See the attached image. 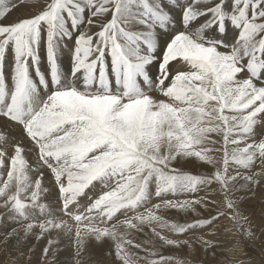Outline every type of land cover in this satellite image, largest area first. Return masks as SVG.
Returning a JSON list of instances; mask_svg holds the SVG:
<instances>
[{
	"label": "snow or ice",
	"instance_id": "snow-or-ice-1",
	"mask_svg": "<svg viewBox=\"0 0 264 264\" xmlns=\"http://www.w3.org/2000/svg\"><path fill=\"white\" fill-rule=\"evenodd\" d=\"M18 5L0 0V220L21 227L0 244L46 240L37 264L61 235L74 264L91 240L112 264H191L168 250L217 247L224 219L256 238L234 193L264 176V0Z\"/></svg>",
	"mask_w": 264,
	"mask_h": 264
},
{
	"label": "rangeland",
	"instance_id": "rangeland-1",
	"mask_svg": "<svg viewBox=\"0 0 264 264\" xmlns=\"http://www.w3.org/2000/svg\"><path fill=\"white\" fill-rule=\"evenodd\" d=\"M42 2H43V0H19V5L16 8V10L12 13L11 18L16 19L18 17L19 18L28 17L29 15H31L35 11V8L37 6H39V4ZM257 138L258 139L264 138V129L257 127ZM215 155L217 157H219L222 155V153H215ZM181 166H182L183 170L188 171L192 174H206V173L213 171L211 166H209L207 164H203V163L196 161L194 159L190 161L189 165H185L182 162ZM241 171H243V170H241ZM252 171L253 172H260L261 171V167L259 165V162H257V166ZM245 174H249V173H245ZM260 181H261V183L264 182V176L260 177ZM244 183L245 182L243 180L239 181V184H244ZM261 183L259 186L249 185L247 189H240L234 193V197L238 198L240 201V207L244 210L245 215H247L249 217L250 223L253 226V231L255 232V235H256L255 239L245 238L244 236H242L237 231L236 227L229 220L224 219L221 221V223L223 225H225L226 227L230 228L231 231H228V232L222 231L220 233H217L216 235H204V239H206L208 241H212L213 243H215L217 245V247H210V248H207V250H205L204 247H202L200 245H196L193 251L189 252V250L187 249L188 253H184V255H182L181 253H180L181 255L176 254L175 249H169L168 254L176 256L178 258H185V259L191 261V264H264V189H263L264 184L261 185ZM262 189H263V191H261ZM214 190H215V194L211 195L209 198L219 202L221 200L222 196L218 191V185L213 184V185H211V188L208 189L209 192H212ZM199 195L203 196L204 191H201L199 193ZM55 196H56V194L53 193L49 197V200H55ZM184 198H186V197H184V196L179 197V199H184ZM2 211H3V209H2ZM2 211H0V214L3 213ZM171 215L174 216L175 213L173 212ZM203 215L207 216L208 213L205 211V212H203ZM13 227L19 229L21 227V225L13 222L11 220H8L6 216L3 220H0V238L2 239L3 236L8 231H11V229ZM205 231L207 232L208 230H205ZM21 235H23V233H21ZM199 235H201V233L197 232V233L190 235L188 238L189 239H195ZM30 237L31 236H29L27 238V240H22L21 243L19 244V246H17V242L15 241V239H13L9 242V243H11V242L15 241L14 243L8 244L7 248H5L4 245L0 244V249L2 248L1 250H4V253L6 252L5 253L6 255L10 251L11 257L18 260L19 264H24L26 262L27 253H28L29 249H33L34 250V253H33V261L34 262H32V264H37V261L40 257L39 255L41 254V250L46 245V240H43V239L42 240H36L34 236H32L31 238ZM53 238L56 240L59 238L57 240L58 241L57 246H54V249H56L54 251V258H55L56 264H60V263L66 264L68 261H71L74 264L75 260H73V259H75L76 257L74 254L75 248H74V246L72 247V245H74L73 240L69 239V237L66 235H61L59 237L55 236ZM31 239H32V241H31ZM143 239H144L143 234H136L134 237V240L136 243H140ZM28 240H29V242H28ZM67 240H69V241H67ZM58 244H60V246ZM13 245H14V248H13ZM37 245H40V246H37ZM10 246H12V247H10ZM234 246H236L235 250H232L234 248ZM60 247L61 248L63 247L64 249L63 248L61 249ZM89 247H90V250L88 249L89 253L88 254L86 253L87 254L86 257L88 255H90L91 259L88 260L87 264H112L113 258H112V256L107 255V252H108L107 247H102L101 245L97 244L95 242V240H91L89 242ZM11 249H12V251H11ZM94 249H95V251H93ZM97 249L98 250L102 249L103 251H100V250L98 251ZM57 250H59V251H57ZM62 251L65 253H63ZM133 251H135V249H133ZM15 252H16V254H15ZM21 252H23V253H21ZM71 254H72V256H71ZM6 255H5V258H6V260L9 261L10 258L8 257V255L7 256ZM24 256H26V257H24ZM57 256H58V258H57ZM52 258H53V256L51 255L50 259H52ZM70 258H72V259H70ZM71 262H70V264H72Z\"/></svg>",
	"mask_w": 264,
	"mask_h": 264
},
{
	"label": "bare ground",
	"instance_id": "bare-ground-1",
	"mask_svg": "<svg viewBox=\"0 0 264 264\" xmlns=\"http://www.w3.org/2000/svg\"><path fill=\"white\" fill-rule=\"evenodd\" d=\"M36 4H37V3H36ZM154 94H155V93H153V95H154ZM218 155H219V154H218ZM190 161H191V160H189V161H185V162H183V163H184L185 165H189V164H190ZM262 184H264V182H262L261 185H262ZM263 189H264V186H263ZM263 189H262L261 191H263ZM260 193H261V192H260ZM258 194H259V193H258ZM241 197H242V196H241ZM254 201H255V200H254ZM0 211H2V209H0ZM2 212H3V211H2ZM4 221H5V220H4ZM4 225H5V224H4ZM6 226H7V225H6ZM6 226H5V227H6ZM13 226H14V225H13ZM15 227H16V226H15ZM7 228H8V227H7ZM10 228H11V227H10ZM13 228H14V227H13ZM18 228H19V227H18ZM31 237H32V236H31ZM31 237H30V238H31ZM54 237H55V236H54ZM0 239H1V238H0ZM58 239H59V238H58ZM58 239H57V240H58ZM69 239H70V238H69ZM71 240H72V239H71ZM15 241H16V240H15ZM15 241H14V242H15ZM31 241H32V239H31ZM67 241H69V240H67ZM14 242H11V243H14ZM28 242H29V240H28ZM33 242H34V241H33ZM93 242H94V241H93ZM11 243H9V244H11ZM20 243H21V242H20ZM38 243H39V242H38ZM109 243H110V242H109ZM25 245H26V244H25ZM28 245H29V244H28ZM33 245H34V244H33ZM58 245L60 246V244H58ZM222 245H223V244H222ZM7 246H8V245H7ZM18 246H19V245H18ZM37 246H40V245H37ZM41 246H42V245H41ZM55 246H57V244H56ZM69 246H70V245H69ZM73 246H74V245H72V247H73ZM3 247H4V246H3ZM10 247H12V246H10ZM13 248H14V245H13ZM31 248H32V247H31ZM34 248H35V247H34ZM38 248H39V247H38ZM60 248H61V247H60ZM62 248H63V247H62ZM62 248H61V249H62ZM96 248H97V247H96ZM1 249H2V248H1ZM1 249H0V264H2V263H3V264H6V262L8 261V260H6V258H5V255H6L5 253H6V252L4 253V250H1ZM4 249H5V248H4ZM28 249H29V248H28ZM63 249H64V248H63ZM72 249H73V248H72ZM88 249L90 250V247H89ZM91 249H92V248H91ZM103 249H104V248H103ZM106 249H107V248H106ZM5 250H6V249H5ZM9 250H10V249H9ZM17 250H18V249H17ZM55 250H56V249H55ZM68 250H69V249H68ZM97 250H98V249H97ZM99 250H100V249H99ZM99 250H98V251H99ZM175 250H176V251H175L176 254H180V253H181L182 255H184V253H188L187 249H179V250L175 249ZM11 251H12V249H11ZM13 251H14V250H13ZM22 251H23V250H22ZM27 251H28V250H27ZM36 251H37V250H36ZM57 251H59V250H57ZM65 251H66V250H65ZM91 251H92V250H91ZM93 251H95V249H94ZM100 251H103V250L101 249ZM246 251H247V250H246ZM9 252H10V251H9ZM62 252H63V251H62ZM21 253H23V252H21ZM24 253H25V252H24ZM59 253H60V252H59ZM63 253H65V252H63ZM88 253H89V251H88ZM88 253H87V254H88ZM4 254H5V255H4ZM15 254H16V252H15ZM17 254H18V253H17ZM57 254H58V253H57ZM87 254H86V255H87ZM181 254H180V255H181ZM6 256H7V255H6ZM39 256H40V255H39ZM50 256H51V255H50ZM71 256H72V254H71ZM24 257H26V256H24ZM60 257H61V256H60ZM35 258H36V257H35ZM57 258H58V256H57ZM64 258H65V257H64ZM66 258H67V257H66ZM68 258H69V257H68ZM112 258H113V257H112ZM237 258H238V257H237ZM7 259H8V258H7ZM21 259H22V258H21ZM25 259H26V258H25ZM70 259H72V258H70ZM242 259H243V258H242ZM50 260H51V259H50ZM56 260H57V259H56ZM73 260H75V259H73ZM22 261H23V260H22ZM59 261H60V260H59ZM62 261H63V260H62ZM65 261H66V260H65ZM103 261H104V260H103ZM242 261H243V260H242ZM24 262H25V261H24ZM33 262H34V261H33ZM35 262H36V261H35ZM60 262H61V261H60ZM63 262H64V261H63ZM70 262H71V261H68L67 263L70 264ZM243 262H244V261H243ZM58 263H59V262H58ZM67 263H66V264H67ZM71 263H72V262H71ZM104 263H105V262H104ZM106 263H107V262H106ZM108 263H109V262H108ZM24 264H25V263H24ZM60 264H62V263H60ZM64 264H65V263H64ZM72 264H73V263H72Z\"/></svg>",
	"mask_w": 264,
	"mask_h": 264
}]
</instances>
